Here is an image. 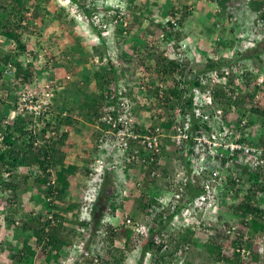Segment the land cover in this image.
Here are the masks:
<instances>
[{"label":"trees","instance_id":"1","mask_svg":"<svg viewBox=\"0 0 264 264\" xmlns=\"http://www.w3.org/2000/svg\"><path fill=\"white\" fill-rule=\"evenodd\" d=\"M43 1L44 0H10L6 3L7 0H0V36L5 37L6 42L10 45L8 49L9 52L4 56L2 61H4L5 64L10 63L16 68V75L15 78H13L15 88L25 83H32L37 75V67L33 65V63L30 62L27 67L23 66L28 53L36 56L38 53L45 51L42 48L36 51L28 50L29 46L26 41L27 34L30 31L32 32L35 28L34 21L39 17L44 8V6H42ZM71 1L81 5V0ZM138 1L139 0H118L120 4L126 6H124L126 9L128 8L126 11L128 12L127 18L129 19L127 30H125V28L118 30V35L124 37L126 36L125 32H132V30L138 29L143 23L142 21L145 19L144 15L141 11L137 12L143 4ZM214 1H217V3L225 8L226 0ZM90 3L92 5H90L89 8H86L85 5L82 7L84 8L83 13L85 19L88 20L93 27L92 17L96 7L92 1ZM32 8L33 13H30V15L29 11ZM65 9L63 8L62 10ZM251 9L255 12H259L261 19H264V0H251ZM150 12H153V9ZM171 15L175 18L178 16H176V12L166 13V16ZM187 15V13L182 11V14L176 18L178 28H180L179 26L181 25L183 26ZM157 27L159 32L155 35L152 34L151 30L145 29L142 34L134 37L136 39L129 37L127 40L128 43H130L129 47L135 51L137 55H133L132 57L126 56L121 50L118 55V59L120 60L118 66L111 58L110 50L106 44L107 41L104 40V32L98 29L97 26L93 27L96 32V38L94 39L95 42H90L92 47L91 55L99 53L101 55V57H99L101 65L97 66L96 71L94 70L93 75H91L92 78L88 75L86 76L89 81L91 79L95 81V89L92 93H86V90L78 87V92L84 93L86 99L82 104V108L77 110L81 118H74V110L66 106H59L54 98L52 103L54 112L50 114L49 118L43 120L44 124L42 127H38L37 124H41L42 120H36L29 114L25 116L19 114L15 118L6 119L11 114L10 111L16 108V97L13 99V104L11 103L9 105H7L6 99L1 98L3 102L2 105L7 106V108L5 109V113L0 116V205L3 209H7V214L0 212V264H35L36 257H40L41 254L44 256V264H68L66 263V257L70 253L71 248L75 245L73 241L74 238H83L85 229L94 221V217L92 216H94L98 205L94 202L91 208L88 209L86 205L87 195H84V191L89 188L93 179L86 173L87 170L86 172H82V168L78 164L66 160V149L71 146L70 142L73 137H82L81 129L84 127L85 119L91 122L104 113L117 115L119 99L131 100L130 97L136 93V74H138L136 71L138 68L151 71L156 69L161 79L168 83L166 88H163L165 96L158 97L159 101L161 100L158 103L164 108L165 117L170 115L169 111L171 113L181 111L182 114L186 115L185 121L186 123H190L193 132L201 129L197 125L195 113L198 108L205 109L206 100L193 94L192 89L197 86L201 87L199 74L206 72V70L203 72L186 74L185 67L191 47L189 46V50L187 49L181 56L176 54V47L172 46L166 40L174 38V35H177L179 38L181 31H176L178 28H175L173 22H169L168 25H166L163 20L157 22ZM159 34H165L163 37H166L163 41H166L167 44L164 45L162 49L158 46L157 48L155 43ZM39 35L43 36V33L40 32ZM178 40H180L179 43H181V39L179 38ZM12 43H15V45L12 46ZM97 45H100L102 50L99 49ZM77 46H79L78 42L73 45V53H76ZM214 52L218 53V49L215 48ZM248 53L253 56L250 51L244 53V55H248ZM225 63L226 62L223 60H221V62H214L211 60V67L209 69H220ZM119 71L126 79L123 89H121L119 84ZM220 72L228 78V83L226 86L217 85L214 101L223 106V120L228 122L231 121L230 112L232 104L234 103L236 106L238 105L246 108L249 103L248 97L250 93L248 92L245 95L233 99L238 96L240 92H237L233 87H229V85L234 86L237 82L234 78L230 77V74L224 71ZM3 75L4 72L1 70L0 81ZM85 75L82 76L85 77ZM248 76L250 77L248 78ZM256 76L257 74L254 71L247 72L245 78H242V81H244L245 85L255 88ZM146 78L150 79L149 76ZM138 79L140 78L138 77ZM139 81L142 82L143 80L141 79ZM140 85L142 84L140 83ZM228 88L229 90H227ZM148 89L150 92L152 91L151 88L148 87ZM159 90L160 87L158 85L155 87L156 96L160 94ZM241 94H243V92H241ZM64 111L67 112L66 116L63 115ZM255 111L259 116H264V110L255 108ZM163 116V114H156V118H154V120H157L156 122L153 120L140 122L135 112L134 117L136 121H134V129L132 130L139 135H145L148 132L154 133V125L157 124L171 130L172 134H176L178 125L177 117L173 115V119H168V122L164 121L160 123L159 118ZM251 123L255 124L257 122L251 120ZM148 125L152 126V131H149ZM113 127L119 130L117 124ZM209 128L210 127H207V129ZM52 131L56 132V136L50 135ZM192 138L193 136H191V139L189 138V144L186 146V149L185 146L183 149L178 148L179 142L172 140L169 135L162 138V154L165 153L169 157L173 154H177L184 164V176H189L192 173L190 156L197 155L201 152V149L196 147ZM257 138L259 144H264V124L263 127H260L259 136H257ZM97 140L98 139H96V142ZM130 144V152L134 153L136 158V161L134 160L135 166L133 167L139 170L140 175L144 174L146 178L151 177L149 180L143 181V187H141V189L139 188L140 193L137 194L135 198V202L137 203L136 206L148 217H152L154 223L158 224V226H151L148 233L144 235L145 238L142 242V259L139 264H143V260L149 252L156 254V261L158 263L166 264L169 262L167 260L168 257L172 258L178 255L176 258H179L181 255L179 251L183 249L181 247L183 243H193L197 245L198 242L193 238L196 232L192 228H178L179 230L169 234L168 237H165L163 233L164 229L171 225L170 223H172L175 218L177 219V215L184 206V202L201 201L206 205L207 201H209L208 197L210 192L201 184L202 180L200 178L194 177L192 180L193 182H184L180 181L183 177L181 176L178 182H173L172 178L175 175H173L172 171L168 173L167 170H165L166 173L158 177L153 175L152 172L157 170L160 164H157V162L143 161L140 153L141 151L139 153L136 152V149L134 150L135 145H133V143ZM87 151L88 148H85L86 154H88ZM21 166L24 167L27 172L24 173L18 170V168L22 169ZM32 166H34V168L38 167L40 170L38 176L33 177L30 174L32 173L30 172ZM207 166L212 172H224V170H226L229 173V175L227 174L226 176L228 185L225 186V189L221 190L220 195H217L219 201V206H217L220 209L218 213L219 217L216 221H210L211 228L209 229L218 227L216 224L221 221L220 218H222V214L225 212L231 213L235 220L229 219L226 222H222L223 224L219 226L220 228H216L217 232L215 234H210L209 229L201 226L200 230L206 233L208 237L202 245L210 255L216 256L214 260L222 263L243 264L241 262L243 253L241 254L240 251V248L243 247L251 251L249 255L250 261L258 263L261 254L264 253V243H255L250 240L244 241L243 236L247 233H251V237L254 235L260 237L264 236V207L260 204L261 200L259 199L260 194L264 191V187L254 183L250 186L251 189H247L248 183L246 182L243 183V187L238 186L236 177L247 180L250 175H252L251 177L260 178L263 174L260 173V170H251L248 165H242L240 162H236L232 167L226 168L225 158H216V160L208 158ZM48 169H56L57 171V187L59 192L53 204L54 219L46 218V211L37 208V211L35 210L33 213V215L36 214L37 216L25 219L19 224L20 222L18 218L15 217L16 213H14V211L18 210L21 190L28 189V186L29 189L37 187L44 191L43 194L46 197L51 196L52 189H49V186L46 185L48 177L51 174ZM166 174L170 175L171 180L169 182L165 181L164 183L162 179ZM123 178L124 181L128 182L127 175ZM75 179H79V183L81 182L82 187H84L83 191L79 192L76 198L74 195L71 196V191H69L71 187L70 182ZM95 185L108 187V189H103V187L97 189V194L107 192V206L111 209L112 216H116L117 210L124 208L123 205L125 200L127 201L134 195V189L132 187L123 191L126 185L120 180H117V173L110 169H107L103 174L98 176ZM180 187H182V190ZM176 194L184 196L181 201L183 203L177 204L174 209L170 198L174 200ZM120 195H122L121 199L118 198ZM38 203L41 204L39 200ZM165 205L170 206L169 208L172 210H170V212H165ZM85 211H89L91 218L81 217L82 213ZM70 212H73L72 217L68 215ZM135 219L136 218L132 216L131 220H133V223L131 225L122 223V225L119 224L120 226L115 224L109 227L104 233L102 240L99 241L100 243L95 249L96 252L91 250L89 245L85 246L83 244L84 250L88 253H92V258L88 260L89 264H124L129 255L132 236L137 226ZM232 230L237 231L234 237L230 235ZM20 231L31 232L36 238L35 245H37V247L33 249L28 238H25L23 241L18 240L17 242L15 238L18 237L17 233L19 234ZM123 237L125 239L124 244L116 246L115 240ZM93 239L94 238H91L90 242L94 241ZM225 246H231L232 249L230 251L233 253L230 254V251ZM39 247H41L40 255L36 252ZM235 247L237 249H235ZM165 250L167 251L166 253ZM1 252L3 254L8 252V254L5 257ZM27 257L31 259L26 261ZM96 258L99 260L98 262H95ZM75 262H77L75 264H85L84 261L81 263L76 260ZM184 264L191 263L186 261ZM262 264H264V261Z\"/></svg>","mask_w":264,"mask_h":264},{"label":"rangeland","instance_id":"2","mask_svg":"<svg viewBox=\"0 0 264 264\" xmlns=\"http://www.w3.org/2000/svg\"><path fill=\"white\" fill-rule=\"evenodd\" d=\"M9 1L10 0H7L6 3H8ZM91 1L93 2V0H81V7L87 3H90ZM97 1H99L97 6H102V8L99 7L101 9H96L94 14L98 16L100 15L102 19L105 18L104 21L109 22L107 24H109L110 27L108 26V29L106 28L103 33L104 40L107 41L106 44L108 49L110 50L111 58L116 62L117 66L120 64L118 55L121 50L126 56L128 55L132 57L133 55H137V53L129 47L130 43H128L127 41L129 37H133V39H136L134 37L142 34L145 29L151 30L152 34L155 35L159 32L157 22H161L166 17H170L166 16L167 12H176V16L178 15L176 18H178L183 11L188 14L187 18L183 26H179L180 28L177 27L178 29L176 31H181L179 38L181 39V42H185V44L182 45L181 43H179V38L177 37V35H174V38H171V40H173L175 44L171 45L176 47V54H180L182 52L184 54L189 46L191 47V51L188 49L189 58L186 62L185 67L186 74L203 72L205 70L213 71L214 69H209L211 67V60L214 62H221V60H223L226 63L222 66L220 65V71H224L225 73L235 76L239 75V72H242V74L239 75L240 80H238V82L234 85L240 93L244 91L246 93H250V91H257V89H255L256 87L252 88L249 85H245L244 81H242V77L245 76L247 70H253L260 73L264 69L262 68L264 67V23L263 25H260L258 20L261 19V15L259 12H255L251 9V0H226L225 8L214 0H139L138 2H141L143 6L140 7L137 12L141 11L145 19L144 21H142L143 23L139 26L138 29L132 30V32L129 33L125 32L126 36L124 37L118 35V30L122 28H125V30H127V25L129 23V19L127 18L128 12H125V17H123L122 21H119L117 25L113 24V21L115 19L114 13H109L106 9L103 10V7L107 8V6H115L116 4H120L118 0ZM73 5L74 4L71 2V0L43 1L42 6H44V8L42 9L39 17L34 21L35 28L32 32L30 31L27 34L26 41L29 46L28 50H39L40 48L47 50V56L54 58L55 64L52 68H48L47 66V69L42 70H40L38 67V69L36 70V77L34 78L32 83L28 84H33L36 80L35 87L41 90L42 88H44V85L46 83H53V92L55 93L54 98L56 99L57 104L59 106H66L67 108H71V110H74L75 112H73L74 118H81V115H79L77 110H80L82 108V104L86 99L84 93L78 92V87L86 90V93H92L94 91V79H91L89 81L86 76L88 75L92 78L91 75H93L94 70L96 71L97 66L101 65V60L99 59L101 55L99 53L91 55L92 47L90 45V42H95L94 39L96 38V32L94 31V28L90 25L88 20L85 19V15L84 13H82V11H80V9H78L77 11L73 10ZM63 8L66 9L62 10ZM152 9L153 12H150ZM30 13H33V8L29 11V14ZM78 14H81L80 18ZM40 32L43 33V36L39 35ZM161 36L163 37L165 36V34H159L155 43L156 47L158 46L162 49L164 45L167 44V40L163 41L166 39V37L162 38ZM0 38L3 39V41H0V71L2 70L4 72V75L0 81L1 116L5 113V109L7 108V106L2 105L3 102L1 98L7 100V105L11 103L13 104V99L17 96V92L19 91L21 86L19 85L15 88L13 84V76L5 73L7 64H5L2 60L4 56L8 54L10 45L6 42L5 37L2 36ZM76 42L79 43V46H77L76 53H73V45ZM244 46H253L252 51H250L252 52L251 54L253 56L249 55V53L248 55H244V53L241 54V51L245 50ZM97 47L102 50V47L100 45H97ZM215 48L218 49V53L214 52ZM23 66L26 67L24 64ZM156 71V69L151 71L145 70L144 68H138L136 71L138 73L136 74V93L135 95L133 94L130 98L135 108L136 115L138 116L137 119L142 122L150 120L156 122L157 120H154V118H156V114H163L165 116L164 108L161 107L160 103H158L161 100L159 101L158 96H156L155 94V87L158 86V84L161 82L164 83L165 86L168 85V83L164 82L161 79V76L157 74ZM118 74L119 84L121 89H123L126 83V79L123 77L120 71L118 72ZM82 75H85V77H83ZM67 76H69L70 78H68ZM147 76H149L150 79L146 78ZM138 77L140 79H138ZM249 77L250 76H248V78ZM141 79L143 80V83L139 81ZM140 83L142 84V86L146 85V88L148 86L152 91H148L147 93H145V91L143 92L140 90V92H138L137 90L140 87ZM261 94H263V92ZM145 97H147V99H144ZM262 99H264V97ZM255 108L256 107L251 109L253 111H251V119H256V121L260 123V127H263L264 119L262 118V115L259 116L255 113ZM259 109L264 110V108ZM247 110H249V108H247ZM13 116L14 115L12 112V114H10L6 119H11L13 118ZM81 133V138H79L78 136L72 138L70 142L71 146L66 149V151L67 155L70 157L69 162L73 160L75 164H78L82 168V172H86L87 167L95 158L94 155L96 154L97 143L96 139L101 134V132L92 124H88V120L85 119L84 127L81 129ZM87 139L89 141H87ZM85 148H88V154L85 153ZM105 153L107 154L108 152L105 151ZM173 155L169 157L168 155L163 153V155L161 156L160 166L156 170V176L158 177L159 175L166 173L165 170H167L168 173L172 171L173 175H175L172 178V181L178 182L180 180L179 178H181V176H184L185 168L182 159H180L177 154ZM31 169L34 170V166H32ZM18 170L24 173L27 172L24 167H22V169L18 168ZM126 173L129 183L127 181H124L123 175H117V180H120L126 185L124 186L123 191L127 190V188L132 187L134 189V195H132L127 201L125 200V203L123 205V209L125 211L123 209H118L116 212V216H112L111 209L107 206V192L97 194V189L103 187L95 185L98 178L93 179V182H91V184L89 183V188L84 191V195H87L86 205L89 209L95 202L98 205V208L95 211L94 216H92L94 217V221H92L91 225L87 229H85L83 238L76 237L73 241L79 247H83V244L85 246L89 245L91 250H94L96 252L95 249L98 247L100 243L99 241L102 240L104 233L109 227H112L115 224L122 225V223L127 222V216L130 218L134 216L136 218L135 220L137 226L135 227V232L132 236L129 255L124 264H139L140 260L142 259L141 254L142 242L145 238L144 235L148 233L151 226H158V224L152 221V217H148L141 209H139L136 206L137 203L135 202L137 194L140 193L139 188L141 189V187H143V181L145 182L151 177L146 178L144 174L140 175L139 170L136 167L132 168L129 172ZM170 180L171 178L169 174H166V176L162 179L164 183L165 181L169 182ZM70 183V194L71 196L74 195V197L76 198L79 195V192L83 191L84 187H82L81 182L79 183V179H75ZM103 189H108V187L104 186ZM43 192L44 191L37 187L29 189V186L28 189L26 188L25 190L20 191L19 207L17 211H14V213H16L15 217H17L20 222L19 224H21V222L25 219L37 216L36 214L33 215L34 211H37V208H41L42 210L46 211V218L49 216V214H53V205H50L48 200L45 199L46 196L43 194ZM121 197L122 195H120L118 198L121 199ZM38 200L39 202H41V204L38 203ZM200 204H202V210L199 209L198 211L199 219L197 220H199V222H194V228H196V230L194 231L196 233L193 235V238L197 240L198 244L196 245L193 243H183L181 245L183 249L179 251V253H181L179 258H176L178 255L172 258L168 257L167 260L169 262H167L166 264H184L186 261H189V263L191 264H226L225 262L222 263L220 261L214 260V257L216 256H212L209 254V252L206 251L205 247L202 244L208 237L206 233L200 230L201 226L203 228L206 227L207 229L211 228L210 221H216V219H218V213L220 211L218 207L219 204L218 206H216L215 204L210 206L206 205V207H204L203 202H198V205ZM260 204L264 207V199H262ZM169 207L170 206L165 205V210H162H164L165 212H170V210L172 209ZM204 208L207 209L204 210ZM0 212L3 214H7V209H3L0 205ZM68 215L69 217H72L73 212L68 213ZM222 215V218H220L221 221L216 224V226H218L216 228H220L219 226L223 224L222 222H226L229 219L235 220L231 213L225 212ZM83 216L88 219L91 218L89 211L83 212L81 217ZM132 223L133 220L130 223L126 224L131 225ZM170 224L171 225L164 229L163 233L165 237H168L169 234H172L174 231L179 230L178 228L186 227L188 225V221L183 220L181 217H178L174 220V222L172 221V223ZM216 228L209 229L210 234H215L217 232ZM236 234L237 231L232 230L230 235L231 237H234ZM250 234L251 233L245 234L243 236V240H250L255 243H264V236L260 237L258 235H254L253 237H251ZM17 235L19 237L15 238L17 242L18 240L23 241L25 238H28L33 249L37 247V245H35L36 238L31 232L20 231V233H17ZM91 238H94V241L90 242ZM120 239L115 240L116 246L124 244V237ZM225 247L228 248L229 251L232 249L231 246ZM236 247L235 249H237ZM243 248H240V251ZM79 249L80 248L78 247L77 249L75 248V254L77 252H81L82 248L80 249V251H78ZM36 252H38V254L40 255L41 247H39ZM166 252L167 251L165 250V253ZM229 253L231 254L233 252L230 251ZM242 253L243 252L241 251V254ZM1 254L6 257L8 252H5L4 254L1 252ZM91 256L92 253H90L80 262L82 263L84 261L85 264H89L88 260L91 258ZM72 257L73 256L69 257L68 254L66 257V263H77L75 262L76 260H72ZM146 257L144 258L143 264H160V262L158 263L156 261V254L149 252ZM244 257L245 254H242L241 262L243 264L250 261V259L246 260L244 259ZM30 259V257H27L26 261ZM43 259L44 256H42V254L40 255V257L37 256L35 264H44ZM263 261L264 253L261 254L258 263L262 264ZM258 263H253L250 261V264Z\"/></svg>","mask_w":264,"mask_h":264},{"label":"built area","instance_id":"3","mask_svg":"<svg viewBox=\"0 0 264 264\" xmlns=\"http://www.w3.org/2000/svg\"><path fill=\"white\" fill-rule=\"evenodd\" d=\"M71 2L74 4L73 10L77 11L80 9V11L83 13L84 8L81 7L82 4H76L73 1ZM98 2L99 1L97 0H93L97 10L102 8V6H97ZM90 5L91 3L85 4L86 8H89ZM104 9H106L109 13H114L115 19L113 24L117 25V23L122 21L123 17H125L124 15L126 9L122 4L107 6V8L103 7V10ZM78 15L80 18L81 14ZM99 16L93 14V27L97 26L98 29L101 31L103 30L104 32L106 28L108 29V26L110 27V25L107 24L109 22L104 21L105 18L102 19V17ZM163 21L166 25H168L169 22H173L175 28L178 27L176 18L173 16L166 17ZM258 21L260 25L264 23V19H259ZM0 41H3V39L0 38ZM167 41L172 45L175 44V42H173L171 39ZM181 44L184 45L185 42H181ZM14 45L15 43H12V46ZM247 48L250 47L244 46V49ZM178 55H183V52ZM30 62L34 63L37 69L39 67L40 70L45 69L47 66L48 68H52L55 64L54 58L47 56L46 50L38 53L36 56L28 53L24 65L27 67ZM5 73L12 75L13 78H15V66L10 63L7 64ZM238 74L241 75L242 72H239ZM67 77L70 78L69 76ZM199 78L201 87L197 86L192 89L193 94L206 100L205 109L203 110L198 108L195 113L197 125L201 128L199 131L193 132L191 130L190 123H186L185 121L186 115L182 114L181 111H176L174 113L170 112V117L168 116L166 118L163 116L162 118H159L161 123L164 121L168 122V119H173V115L177 117L178 125L176 128V134H172L171 130L156 124L154 125V133L148 132L145 135H139L132 130L134 129V121H136V118L134 117L135 108L133 103L129 99L119 100L117 115L112 113H104L92 124L98 130H100L101 134L97 138L96 154L94 153L95 158L87 167V173L89 177L91 179H97L98 176L103 174L107 169L116 172L117 175H123V177L127 175L126 172H129L132 168H134V160L136 161L134 153L130 152V143L135 145L134 150L136 149V152L139 153L141 151L140 153L143 161L157 162V164H160L161 156L163 155L162 138L169 135L172 140L179 142L178 148L183 149L185 146L186 149V146L189 144V138L191 139V136H193V142L197 148L201 149V152H199L197 155L190 156V166L192 173L189 176H183L180 181L193 182L192 180L194 177L200 178L202 180L201 184L210 192L208 197L209 201H207L206 205H218L219 201L217 195H220L221 190L225 189V186L228 185L226 176L227 174L229 175L226 170H224V172H212L207 166L208 158L211 160H216V158H225L226 168H229L230 166L232 167V165H234L236 162H240L242 165H248L251 170H260V173L263 174V176H260V178L251 177L252 175H250L247 180L236 177V182H238V186H242L244 182L248 183L247 189H251L250 186H252L254 183L264 187V144H259V140L257 138V136H259L260 124L251 123V109L254 107L264 108V99H262L264 97V69L257 76V87L255 88L257 91H250V95L248 97L249 103L247 104L246 108L240 107L238 105L236 106L233 103L230 112L231 121L228 122L223 120V106L218 102L215 103L214 101L217 85L226 86L228 83V78H226L219 69H214L210 72H203L199 74ZM238 80L240 79H236V82H238ZM35 82L30 85L27 83L21 85L16 96V108L12 110V112L14 116L19 114L25 116L29 114L32 115L36 120L41 119L42 123L37 125L38 127H42L44 124L43 120L49 118L50 114L54 112V109L52 108V103L55 96V93L53 92L54 85L53 83H46L44 88L40 90L35 87ZM158 85L160 87V94H157V96L164 97L163 88H166V86L162 82ZM229 87H233L237 92H239L235 86L229 85ZM140 90L143 92L145 91V93L149 91L148 86L146 88V85H140L137 91L140 92ZM227 90H229V88ZM262 92L263 94H261ZM245 94L247 93L244 91L243 94L240 93L233 99ZM144 99H147V97ZM247 108H249V110H247ZM14 116L13 118L16 117ZM115 124L119 126V130L113 127ZM148 127L149 131H152V126L148 125ZM207 127L210 128L207 129ZM50 135L56 136V132L52 131L50 132ZM105 151L108 153L106 154ZM48 170L53 175L48 181V185L52 186L53 189L51 196H48L47 200L50 202V204H52L56 200L59 191L55 188V186H57L55 172L51 169ZM152 174L156 175V170H154ZM180 189L182 190V187H180ZM183 196L184 195L176 194V198H174V200L173 198H170L172 201V207L174 209L176 208L177 204L183 203L181 202ZM259 199L261 201L264 199V191L260 194ZM198 202L201 201L184 202V206L181 208L177 218L181 217L183 220L199 222V220H197L199 219L198 211L199 209L202 210V204L198 205ZM206 205L204 204V207H206ZM205 209L207 208H204V210ZM48 219L53 220V214H49ZM126 221V223H130L132 220L130 217H126ZM241 251L243 254H245L244 259H249L251 251L245 248H243ZM98 261L99 260L96 258L95 262ZM245 264H250V261Z\"/></svg>","mask_w":264,"mask_h":264},{"label":"clouds","instance_id":"4","mask_svg":"<svg viewBox=\"0 0 264 264\" xmlns=\"http://www.w3.org/2000/svg\"><path fill=\"white\" fill-rule=\"evenodd\" d=\"M263 25V24H262ZM252 48L253 47H250V48H247V49H245V50H243V51H241V54L242 53H247L248 51H251L252 50ZM242 57V56H241ZM211 59H213V58H211ZM253 70H247V72H252ZM206 72H210L209 70H206ZM246 72V73H247ZM255 72V71H254ZM245 73V74H246ZM257 74V76H258V74H259V72L258 73H256ZM230 76V75H229ZM257 76H256V87H257ZM231 78H234L235 80L236 79H239V75H231L230 76ZM245 77V76H244ZM244 77H242V78H244ZM64 113H66V114H64ZM63 115H67V112L66 111H64L63 112ZM98 118H100V116H98ZM98 118H96L94 121H96ZM94 121H88V124H93L94 123ZM51 170H53L54 172H55V174H56V180H57V171H56V169L54 170V169H51ZM58 170V169H57ZM31 171H33L32 173H30L33 177L34 176H38L39 174H40V170L38 169V167H36V168H34V170H32V169H30V172ZM51 173V172H50ZM53 175L52 174H50V176L48 177V180H47V186H49L48 185V181L51 179V177H52ZM57 186H58V181H57ZM57 186H55V188L59 191V189H58V187ZM53 189V187L52 186H49V189ZM48 197H45V199H47ZM49 202V201H48ZM50 203V202H49ZM54 204V202L52 203V205ZM51 205V204H50ZM179 215V214H178ZM186 228H192L193 230H196V228H194V222H192V220H189L188 221V225L186 226ZM77 247L78 248H82V250H81V252H77L76 254H75V252H76V250H75V248L77 249ZM80 249L78 250V251H80ZM90 253H88L87 251H85L84 250V248L83 247H79L78 245H74L73 247H72V249L70 250V253H69V257L70 256H73L72 257V260H78V261H82L85 257H87L88 255H89ZM149 253H147V255H148ZM146 255V256H147ZM145 256V257H146ZM91 258H92V256H91ZM147 258V257H146ZM144 261V260H143ZM147 263V262H146Z\"/></svg>","mask_w":264,"mask_h":264},{"label":"crops","instance_id":"5","mask_svg":"<svg viewBox=\"0 0 264 264\" xmlns=\"http://www.w3.org/2000/svg\"><path fill=\"white\" fill-rule=\"evenodd\" d=\"M262 118L264 119V116H262ZM256 120V119H255ZM257 122V124L259 123L258 121H256ZM260 124V123H259ZM259 132H260V130H259ZM88 140V139H87ZM71 157H72V155H71ZM69 159H70V157L67 155V157H66V160L69 162ZM70 162H72V163H74L73 162V160H71Z\"/></svg>","mask_w":264,"mask_h":264},{"label":"flooded vegetation","instance_id":"6","mask_svg":"<svg viewBox=\"0 0 264 264\" xmlns=\"http://www.w3.org/2000/svg\"><path fill=\"white\" fill-rule=\"evenodd\" d=\"M256 73H258V72H256Z\"/></svg>","mask_w":264,"mask_h":264}]
</instances>
